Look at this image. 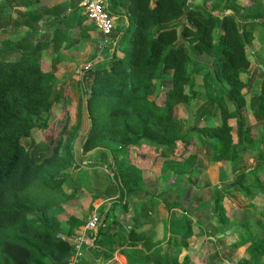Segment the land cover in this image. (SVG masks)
Wrapping results in <instances>:
<instances>
[{
	"label": "trees",
	"instance_id": "trees-1",
	"mask_svg": "<svg viewBox=\"0 0 264 264\" xmlns=\"http://www.w3.org/2000/svg\"><path fill=\"white\" fill-rule=\"evenodd\" d=\"M125 6L128 22L118 41L117 33L112 36V52L79 80L86 92L79 118L84 110L88 122L80 156L100 155L121 200L138 197L141 181L157 159L162 160L163 174L194 184L197 173L229 165L234 175L218 188L210 210L216 220L212 237H223L201 246L197 264H262L264 204L241 211V220L254 218L260 234H242L237 227L230 234L227 229L234 221L231 198L264 189V180L259 181L264 174V68L251 65L247 46L252 36L241 28L236 13L214 16L189 6L187 0H125ZM62 14L46 18L48 32L35 31L37 36L46 35L52 54L70 49L78 40L73 34L85 29L81 7ZM35 44L32 55L14 61L0 58V264H67L73 249L68 239L80 223L72 216H58L53 207L57 201L65 207L56 189L69 173L80 170L74 149L79 123L71 131L65 124L55 142L34 140L37 131L47 128V121H36L49 115L63 96L55 92L57 60L49 66L38 57L31 62L39 49ZM125 44L128 52L118 57V47ZM194 56H205L211 63L205 65ZM202 71L207 104L182 117L180 111L200 96L194 74ZM257 78L262 79L261 86L250 110L245 93ZM203 111L205 116H198ZM109 215L110 211L101 217ZM188 215L180 216L184 233L177 250L171 243L166 258L154 264H196L190 253L195 236ZM101 231L93 232L88 242ZM233 234H238L237 242ZM101 240L93 245L103 246ZM243 246L244 255L236 257L235 250Z\"/></svg>",
	"mask_w": 264,
	"mask_h": 264
},
{
	"label": "crops",
	"instance_id": "crops-1",
	"mask_svg": "<svg viewBox=\"0 0 264 264\" xmlns=\"http://www.w3.org/2000/svg\"><path fill=\"white\" fill-rule=\"evenodd\" d=\"M40 1L46 7V12L51 14L48 19H53L56 12H63L62 16L69 15L70 10L76 6L80 7L82 2V0ZM187 2L189 6L202 8H204L203 3H207L209 9L206 7L204 9L218 17H221L223 13H236V20L241 28L245 27L246 31L252 36V41L247 46L249 53L253 56L251 58L252 67L264 68V0H187ZM104 3L105 8L115 20V32L118 34V41L128 22L125 0H104ZM92 27L94 28L93 25ZM77 34L78 40L70 49L58 51L53 55L59 57L67 53H75L74 60H79L86 52L91 50L89 45L93 39L98 37L101 43L100 33L95 28L94 31L82 29L81 34L79 32ZM112 49L106 51V53H111ZM97 55L98 52L90 62H94ZM261 81V78H257L251 90L256 85L260 89ZM231 125H234V123L231 122ZM234 139L235 136L233 135ZM94 155L88 153L85 156H80L81 165H85L84 169L91 174V192L89 194L86 191H81L80 194L75 193V197L81 201V211L62 210L57 213L58 216H64L65 218L72 216L80 222L78 223V229L71 233L74 234L72 237L74 238L80 234L92 212H97L101 217V215L103 216V214L110 211L109 218L101 217L105 222V226L100 228L102 229L100 235H96L92 242L86 243V249L90 248V250L94 249L96 251L94 253L90 250L84 252L81 264H154L166 258L172 246L171 243L175 245V250H177L178 238L184 233L180 216L190 217L188 214L192 216V212L188 211V206L205 207L206 201L203 200V197H206V194L203 192L204 190L199 187L192 188L188 185L186 179L178 182L172 174H163L160 170L162 160L157 159L150 170V175L141 181L143 189L138 192V197H128L121 200L116 193V188L112 187L113 174L106 165L99 166L101 164L100 157L96 160ZM219 166L221 165L215 167ZM228 166L226 165V167ZM209 170H212V168L204 173L210 175ZM202 174H200V177ZM211 176L210 178H212ZM218 179L219 175L217 176ZM191 220L193 224L196 223L193 216ZM233 223L231 221L229 227H227L228 231L234 228ZM92 235L94 234L92 233ZM234 235L237 236V234ZM100 239H102L101 244L103 246L100 244L94 246L93 242ZM195 241L197 240L194 237V240H191L190 253L196 256L202 250L195 251L197 248ZM204 245L205 241L201 243L200 248ZM100 252L106 254V256H101ZM182 256L183 252L180 258ZM197 260L198 257H194L196 264Z\"/></svg>",
	"mask_w": 264,
	"mask_h": 264
},
{
	"label": "rangeland",
	"instance_id": "rangeland-1",
	"mask_svg": "<svg viewBox=\"0 0 264 264\" xmlns=\"http://www.w3.org/2000/svg\"><path fill=\"white\" fill-rule=\"evenodd\" d=\"M41 1L38 0H0V58L6 61H14L18 59L20 56L24 54L32 55L31 51L33 47L36 45L35 43L38 42L39 49L37 50L36 54H33V58L31 62H34V59H38L45 65L54 63V60H57L55 64V71H54V85H55V92H62L63 96L60 98L59 101L55 104L54 109L52 112L48 114H44L40 120L36 121V124L44 123L47 121V128L41 129L37 131L38 133L35 134L34 140L36 143L53 140L54 142L57 140L59 133L63 129L64 125H67V128L71 131L73 127L79 123L80 125V132L79 135L74 143V149L76 153V164L80 168V170L69 173V177L67 180L62 184L60 188L56 189L55 195L58 198H61L65 202L64 205L60 204V201H57L56 204L53 205L54 213L61 212L62 210H71L75 212L81 211V201L78 200L73 194L77 193L80 194L81 191H86L87 194L91 192L90 188V173L85 170V165H81L80 161V145L82 144V140H84L86 136V129L88 127L87 116L85 111H82V118H79L80 114V106H85V94L84 91V84H81L75 76V72L83 68L90 61L95 57L98 52L99 47V39H93L89 47L91 50L86 52L79 60H74L75 53H67L66 55H62L56 57L51 53V49L49 47V43H47L46 35L37 36L35 31H49L50 26L46 18L50 17L51 14L46 12V7L43 6ZM203 7L208 8L207 3H203ZM209 9V8H208ZM85 14V12H84ZM40 16L41 20H35L34 18ZM82 21L84 22L83 25L86 30L94 31L92 24L87 19L85 15H81ZM27 21L30 26H27L24 23ZM83 27V28H84ZM36 29V30H33ZM215 32V31H214ZM217 32H215L216 34ZM116 32L112 34L115 36ZM78 34L74 33L72 39H77ZM108 52V51H107ZM128 52V44H125L123 47H118L117 49V56L120 57L124 53ZM247 54L250 60L253 58L251 53H249V49L247 48ZM108 53L104 52V60L106 59ZM200 62H203L205 65H210L211 59L206 58L205 56H194ZM254 60V59H253ZM93 62V61H92ZM98 64V63H96ZM95 65V64H94ZM94 65H91V69ZM205 71V69H204ZM204 71L200 73L194 74V80L196 84V89L200 92V96L192 103V106L188 107L187 109H182L181 116L186 114V112H194L197 109H200L203 106H206L207 102V94L205 92V87L203 83V76L202 74ZM73 76V77H72ZM72 77V78H71ZM167 82V81H166ZM86 83V82H85ZM157 88H161V84L159 80L156 82ZM65 92V96H64ZM259 93L258 85H256L253 90L250 92L245 93V99L248 105V108L251 110V106L256 100L257 94ZM200 112V110L198 111ZM206 112V109H205ZM205 112L198 116L203 117L205 116ZM215 116H217L216 110H213ZM208 125H211L210 122H207ZM196 124V120L191 123V126ZM64 140H67V135L64 137ZM236 141V137L234 142ZM94 157L96 160L100 157V155L95 154ZM99 166H102L100 164ZM158 163V167H159ZM94 167V166H93ZM222 167H213L212 170H209V174L207 173L200 174L197 173L196 176L198 179L197 183H188L192 188L199 187L203 189L206 194V197H203V200L206 201L205 207L200 208V206H188V211L192 212L193 219L196 223H194V227H192V233L195 236V245L197 248L195 251H199L200 245L202 242H206L207 240H211L213 243H216L218 239H222L223 235H216V223L213 216L210 214V210L212 207V201L215 198V193L219 187L224 188V182H228L230 175H234L230 173L232 169L231 167L224 168L225 170L221 169ZM107 169V168H103ZM108 170V169H107ZM212 175V176H211ZM219 175V179L217 180V176ZM210 176L212 178H210ZM226 177L222 179V177ZM228 179V180H227ZM264 180V174L259 175V181ZM186 184V186H188ZM254 192V191H253ZM255 194L247 197L243 193H240L238 198H231L232 206L231 212L228 210L227 214L230 212V218L234 220V228L236 232H241L242 234H260V229L256 226V222L254 218H248L246 221L241 220L243 215L241 211L246 208H255L256 206L264 204V189L263 190H255ZM233 230L230 229V234ZM233 242H237V236L234 235L232 238ZM224 241V240H223ZM222 241V244L225 242ZM227 241V240H226ZM225 247V246H224ZM245 246L239 247L235 250L234 255L236 257H241L244 255ZM225 250H227L225 248ZM264 264V259L261 262Z\"/></svg>",
	"mask_w": 264,
	"mask_h": 264
},
{
	"label": "built area",
	"instance_id": "built-area-1",
	"mask_svg": "<svg viewBox=\"0 0 264 264\" xmlns=\"http://www.w3.org/2000/svg\"><path fill=\"white\" fill-rule=\"evenodd\" d=\"M80 7L85 12L88 20L101 35V43L98 47V55L94 62L88 63L83 68L75 72V78L79 81L82 79L84 72L91 69V65L104 60V52L114 47L112 34L116 30V23L112 15L105 8L104 0H82ZM105 222L97 212H92L81 230L80 234L74 238H69L73 244L72 252L67 264H81L85 252V245L91 234L97 229L104 227Z\"/></svg>",
	"mask_w": 264,
	"mask_h": 264
}]
</instances>
